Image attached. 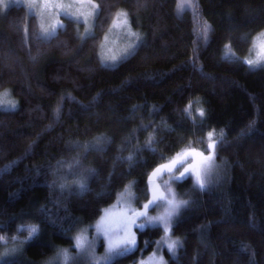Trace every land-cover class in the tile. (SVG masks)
Segmentation results:
<instances>
[{
	"label": "trees",
	"instance_id": "obj_1",
	"mask_svg": "<svg viewBox=\"0 0 264 264\" xmlns=\"http://www.w3.org/2000/svg\"><path fill=\"white\" fill-rule=\"evenodd\" d=\"M93 1L100 11L86 39L72 19L45 39L23 4L0 12V92L18 99L14 110L0 107V247L25 240L21 225L40 227L25 257L1 264H40L75 249L79 234L101 254L104 210L126 189L147 201L151 173L178 153L209 155V131L215 156L196 158L204 190L192 174L172 179L191 159L162 177L168 199L190 202L169 233L183 242L176 257L159 249L161 225L137 230L142 251L101 264H136L157 249L167 264H264V66L244 62L264 31V0ZM120 12L142 43L107 66L100 47Z\"/></svg>",
	"mask_w": 264,
	"mask_h": 264
},
{
	"label": "snow or ice",
	"instance_id": "obj_2",
	"mask_svg": "<svg viewBox=\"0 0 264 264\" xmlns=\"http://www.w3.org/2000/svg\"><path fill=\"white\" fill-rule=\"evenodd\" d=\"M13 3H19V0H12ZM52 0H45V3H50ZM74 4H79L81 7H83L85 4L90 5L91 11L84 12L81 11V8H77L75 12H70L68 9H71ZM187 5L188 7H192V0H182V3L179 5V7H183ZM55 8L57 10V15L63 14L64 16L68 17L69 19L74 20L77 23L83 22L84 24H88V20L90 17L98 18L100 6L93 3L92 0H73L72 3L69 4H63V3H56ZM31 7V5H29ZM42 27V35L45 39H48L55 35L57 28H63V24L58 20L55 24L51 25L50 28H44ZM111 27H118L123 28L126 32V34L129 37H135L136 41H141L140 36L136 32H132L130 30L129 20H128V14L126 12H120L117 13L116 17L112 21ZM210 29V26L204 25L203 28V35L204 38L207 39V34ZM27 31V30H25ZM91 29L86 28L85 29V36L81 37L82 39H86L87 37L91 36ZM106 38V37H105ZM258 41V45H257ZM142 43V41H141ZM254 46H258L260 49V53H264V32H262L259 37L254 38ZM135 47H138V44L132 43L129 44L128 48L124 49V55L129 54V49H134ZM260 53L257 54V59H247L244 62L249 67H256V66H264L262 64V60L260 57ZM107 60L111 61L114 65L118 61V57L115 55H112L110 57H107ZM106 60L104 57L101 58V63H105ZM7 95V91L4 93ZM11 103V102H8ZM11 108L14 110L16 108L15 104H11ZM184 111L186 113H189V108H185ZM197 112L200 117H204L205 112L203 108L197 109ZM190 115V113H189ZM142 128H146V126L142 125ZM214 132L209 131L207 133V137L209 139V143L207 144L206 148L209 150V155L205 156L203 152H198L194 148L188 149L185 151H182L181 153H178L175 158L171 159L168 163L160 164L157 168L153 170L151 173L149 179H151L152 176H159L160 174L167 172L171 173L174 169H177L178 166H183L184 163L187 161L189 157L193 158V163L188 164L187 167H184L183 172H180L179 176L173 177L174 180H180L184 178L188 174H192L195 176V185L200 190H204L205 184L203 183L201 179V174L199 170V164L196 162V157H201L200 163L203 161H210L215 156V149L217 146L218 141L213 138ZM155 142L154 137H150L149 140L146 143V147L155 152V149L151 147V145ZM129 161L132 160V156L130 155L127 157ZM94 174V170H93ZM167 184L168 182L165 181ZM63 187V186H62ZM80 190L84 191L85 186L81 184ZM171 192V189L168 190ZM138 199V197L136 198ZM160 202H166L168 207L165 209V214L163 216H149L148 215V209L150 207H159ZM190 204L189 201H177L175 198L173 199H167L165 194L161 191H159V187L157 186L155 189L152 190V198L147 201L146 204H144L143 211H134L130 216L125 214V220L124 222L118 226L116 229L108 228V227H102L101 225H97V233L103 234V236L107 240V248L106 253L104 256L96 258L95 256L90 257V264H101V261H108L113 255L122 256L130 252H134L136 250L141 249L138 248L137 245V238H136V232L133 231V226L136 227L138 230H145L148 228H155L159 229L161 225H163L164 232L170 233L171 227L175 223V218L179 215V211L182 207L186 208ZM141 218L142 221H141ZM138 221H140L138 223ZM26 230L27 231V237L25 240H19V244L28 243L32 240H34L37 235L40 232V227L38 225H21L18 227V231ZM115 237V238H113ZM12 240L16 241L17 237H12ZM76 241V247L81 249L82 251H87L85 249L84 240L81 236L75 237ZM146 244L148 242H145ZM161 244V246L166 245L168 252L171 254L172 258L176 257V252L178 248L183 247V242L179 239L176 240H164L162 238L161 241L157 242ZM11 251H16L15 248H13ZM2 259V257H0ZM45 264H76V261L73 257L69 256L68 250L65 249H59L57 250L54 255L49 258ZM140 264H144V261H140ZM161 264H167L166 261L161 258Z\"/></svg>",
	"mask_w": 264,
	"mask_h": 264
},
{
	"label": "rangeland",
	"instance_id": "obj_3",
	"mask_svg": "<svg viewBox=\"0 0 264 264\" xmlns=\"http://www.w3.org/2000/svg\"><path fill=\"white\" fill-rule=\"evenodd\" d=\"M72 2H73V0H52V2L46 4L45 0H19V3H13L12 0H0V12L2 14H4L6 12V10L13 4H23L29 12L35 13L37 15L39 23H40V34L42 37H44L42 35V27L41 26H43L44 28H50L51 25L55 24L58 20L63 24V26H65L67 20L69 19L68 17L64 16L63 14L57 15L56 14L57 10H56L54 5L56 3H63L66 5V4H69ZM92 2L96 4L95 1L92 0ZM29 5H31V7H29ZM77 8H81V11H84V12L91 11V7L88 4H85L83 7H81L79 4H74L71 9H68V11L75 12ZM128 20H129V17H128ZM94 21H95V18L90 17L88 20V24H84L83 22L77 23L78 26L80 27V33H81L82 37L85 36V29L86 28H90L91 33L93 32ZM129 25H130V30L132 32H136L142 40V38H143L142 33L139 30L133 28L132 24L130 23V20H129ZM111 26H112V23H111L109 29L107 30V32L105 33L103 41L101 43V47H100V60L102 57H104L106 62L103 64L107 65V66H113L112 62L107 60V57H110L112 55L117 56L118 61L114 64V65H116L121 60L128 57L137 48V47H135L134 49H129V54L124 55V49L128 48L129 44H132V43L139 44V42H141V41H136L135 37H129L123 28L111 27ZM59 29L60 28H57L56 32ZM262 32H264V31H262ZM261 33H259L255 38L259 37V35ZM257 45H258V41H257ZM258 53H260V49L258 46H254V42H253L252 51H251L250 57L248 59H253V60L257 59ZM260 57H261L262 63H264V53H260ZM6 91H7V95L4 94ZM17 101H18V99L15 98V96H14V94L10 88H5L3 91L0 92V107L12 109L11 104H15L16 108H17V106H18ZM8 102H11V103H8ZM188 159L193 160L192 157H189ZM205 162L206 161H204L203 163H205ZM167 175H170V173L164 172V173L160 174L159 176H152L151 180H150V186H151L150 190H153L157 186H159V191L164 193V190L162 189L161 181L163 180L162 177L165 178V177H167ZM150 194L151 195H150L149 199L152 198V193H150ZM132 196H133V194L131 193V190H129V189H126L124 192H122L120 194V196L115 200V202L112 203L110 206H108L104 210L103 214L101 215V217L96 222V226L99 224L102 227H108V228L116 229L118 226H120L124 222L125 214L130 216L132 214V212H134V211H143L144 209L142 206L144 204H146L149 199L147 201L140 199L137 202H135L133 199L134 197L132 198ZM165 196H166V194H165ZM167 199H168V197H167ZM167 207H168V205L166 202H160L159 207L153 206V207H150L148 209V215L149 216H163L165 214V209ZM142 219L143 218H141V221H142ZM139 222L140 221H138V223ZM137 230L138 229H136V227L133 226V231L136 232V238H137V243H138ZM95 234H98L96 227H95ZM99 235L102 236L103 234L101 233ZM78 236H81L83 238L84 244H85V249H87V251H82L81 249L77 248L76 247V241H75V245H74L75 249H71V250L68 249L69 256L73 257L75 259L76 264L88 263V262H90V257H92V256L99 258V257H102L105 255L106 248H107V240L104 236H103L102 240H103V244L105 245V249L103 250V252L101 254H99L97 252L98 250L95 249V248L99 247V241H97V240L95 241L92 237H87V235L85 236V234H79ZM113 238H115V237H113ZM104 239H105V241H104ZM163 239L164 240H175L172 236H169V233L166 234L165 232H164V238ZM19 240H23V239L18 238L16 241L4 240L2 242V245L0 247V257H2V259H0V264L3 263L4 261H8L11 259H15V258L19 259V258L25 257L26 243L19 244L18 243ZM163 247L166 248V245L159 246V249L160 248L162 249ZM13 248H15L16 251H14V252L11 251ZM159 249H157L151 253L145 254L144 256H142L138 260V262L136 264H140V261H144V264H161V258H163V260H164V257L162 255L161 251H159ZM65 250H67V249H65ZM48 259L49 258L42 261L40 264H45V262ZM102 262H104V261H101V263Z\"/></svg>",
	"mask_w": 264,
	"mask_h": 264
}]
</instances>
